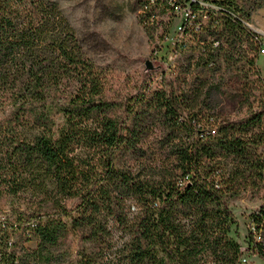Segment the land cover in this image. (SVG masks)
<instances>
[{"label": "trees", "instance_id": "16d2710c", "mask_svg": "<svg viewBox=\"0 0 264 264\" xmlns=\"http://www.w3.org/2000/svg\"><path fill=\"white\" fill-rule=\"evenodd\" d=\"M59 1L0 0V201L38 205L1 226L0 264H241L230 203L264 189V96L242 83L264 93L260 6L136 0L147 31L187 11L190 40L157 89L111 97ZM228 87L241 119L216 113ZM252 218L264 261V204Z\"/></svg>", "mask_w": 264, "mask_h": 264}, {"label": "rangeland", "instance_id": "374dc122", "mask_svg": "<svg viewBox=\"0 0 264 264\" xmlns=\"http://www.w3.org/2000/svg\"><path fill=\"white\" fill-rule=\"evenodd\" d=\"M195 1L208 8L211 2L221 0ZM232 1L244 6L252 3L260 6L252 15L250 29L256 32L262 43L263 50L258 66L264 80V0ZM59 3L66 18L74 27L77 37L83 43L86 56L107 74L111 97L132 96L142 85L157 89L163 81L165 72L168 73L178 61L179 55H176L178 45L190 40L181 31L184 24L182 11L177 14L166 9L158 12L155 25L149 24L147 31L145 25L140 23V11L136 9V0H60ZM234 81L233 78L231 82ZM251 81L252 78L249 82L243 80L242 83L249 85L253 103L255 97L264 96V93L262 89L255 88ZM257 85L260 88V84ZM227 90L216 113L225 119L227 117L241 119L248 108L243 107L242 100L235 97L237 92L232 87H228ZM254 107H257V104H254ZM30 202L36 205L31 206ZM74 204L75 202L70 206ZM262 204L264 192L259 188H249L239 199L230 203L236 222L230 236L239 242L245 251L241 264H264L252 250L254 247L252 236L257 229L252 216ZM37 206V201L28 195L22 197V200L0 201V228L2 225L11 227L19 214L27 215L38 211ZM134 211L135 209H131V212ZM64 221L69 223L67 218H64ZM81 245L78 233H72L68 242L61 244L60 249L71 250L75 255ZM26 246L33 250L37 248L35 240H31Z\"/></svg>", "mask_w": 264, "mask_h": 264}, {"label": "built area", "instance_id": "2783aa9c", "mask_svg": "<svg viewBox=\"0 0 264 264\" xmlns=\"http://www.w3.org/2000/svg\"><path fill=\"white\" fill-rule=\"evenodd\" d=\"M182 14H184L185 16H188L189 15V13H187V11H182ZM263 192H264V189H263ZM257 239L259 241H261V238L260 237H257Z\"/></svg>", "mask_w": 264, "mask_h": 264}, {"label": "bare ground", "instance_id": "6f19581e", "mask_svg": "<svg viewBox=\"0 0 264 264\" xmlns=\"http://www.w3.org/2000/svg\"><path fill=\"white\" fill-rule=\"evenodd\" d=\"M262 50H263V49H261V53H262Z\"/></svg>", "mask_w": 264, "mask_h": 264}, {"label": "water", "instance_id": "95a60500", "mask_svg": "<svg viewBox=\"0 0 264 264\" xmlns=\"http://www.w3.org/2000/svg\"><path fill=\"white\" fill-rule=\"evenodd\" d=\"M147 66H149V63L147 64Z\"/></svg>", "mask_w": 264, "mask_h": 264}]
</instances>
